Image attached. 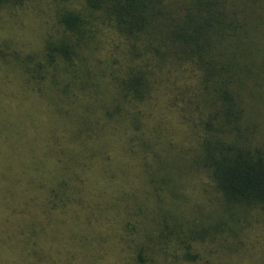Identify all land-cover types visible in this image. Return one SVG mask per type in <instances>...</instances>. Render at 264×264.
<instances>
[{
  "label": "trees",
  "instance_id": "trees-1",
  "mask_svg": "<svg viewBox=\"0 0 264 264\" xmlns=\"http://www.w3.org/2000/svg\"><path fill=\"white\" fill-rule=\"evenodd\" d=\"M0 87V264L55 262L43 213L102 218L92 190L130 167L115 140L149 187L120 264H264V0H0Z\"/></svg>",
  "mask_w": 264,
  "mask_h": 264
},
{
  "label": "rangeland",
  "instance_id": "rangeland-1",
  "mask_svg": "<svg viewBox=\"0 0 264 264\" xmlns=\"http://www.w3.org/2000/svg\"><path fill=\"white\" fill-rule=\"evenodd\" d=\"M26 24L24 25L26 26ZM5 26L9 29L8 33H11L13 37L15 35H21L25 32V28L23 26L16 27L15 29L9 28L7 25ZM26 28H28V26H26ZM0 97L4 100H13V98H10L11 96L8 95L7 91L6 96L3 92ZM158 101L157 106L159 108H157L156 114L162 120L168 121L172 118L169 114L172 106L169 109L163 104L162 99L159 98ZM49 115L50 114L47 113L45 114V119L43 118L46 126L52 124L48 118L50 117ZM33 119L36 126L40 127V124L35 119L34 114ZM32 124L33 126L35 125L34 123ZM47 131L45 130L43 134V137H46V139L50 137L49 135H46ZM66 137L65 141L62 143L67 142ZM69 143L74 142L70 141ZM36 147L37 152L34 154L35 157L33 158L32 163L35 164L40 163L42 160L45 161L43 171H46L44 174H40L39 176L40 178L42 177L45 183H48L49 177L52 176L47 175V170L52 165V158L58 156V154L49 150L48 146L43 143L41 146L36 145ZM110 147L113 148L114 153L116 154L114 157H120L122 159V164H127L130 167L124 173L122 172V169L119 170L117 174H115V178L111 181L112 184L110 187L97 186L94 188L92 186V188H94L92 190L94 197L97 195H104V198L109 201L106 208H104V211H99L102 217L101 219H95L96 216H98L95 214L87 215L86 210L79 204H70L64 207L56 214V216L48 217L46 213L42 214L44 226V229L42 228L43 246L42 248H39V250L43 253V258L47 257L49 259H53L54 256L55 259L54 263L49 261L47 262L48 264H120L115 255H117L116 241L119 239V235L124 234V224L122 218L125 217V212L131 209L133 205H137V203L143 199V195L149 187L143 184L142 176L140 174L141 171H139L140 168L136 167L137 163H141V158L137 157L134 161L129 160L130 162H126L120 154L122 149L121 145L117 143V140L109 144L105 152ZM28 159L31 161V156L28 155ZM63 160L66 161L67 157ZM7 181L10 183V180ZM13 191L14 190L11 188V184H8L6 190H3V192L8 195H10ZM25 196L26 192L23 191L22 198ZM192 198L193 202L199 201L196 197ZM127 213L129 214V212ZM34 219L35 218L33 216H30L28 220L29 223L27 224L31 228L38 227L35 224H31L34 223ZM9 228H11L10 223L8 229ZM254 236L255 235L252 234L250 238V241L253 243L256 241ZM254 244L255 247L258 245L257 242ZM222 253H224V258L227 262L231 261L232 263H236L237 261L235 260V257L237 259H242L240 252L237 254H231V252L223 251ZM213 258L215 260L219 259L217 256ZM243 259H245L246 262H249L250 257L245 255ZM159 263L164 264L161 260Z\"/></svg>",
  "mask_w": 264,
  "mask_h": 264
}]
</instances>
